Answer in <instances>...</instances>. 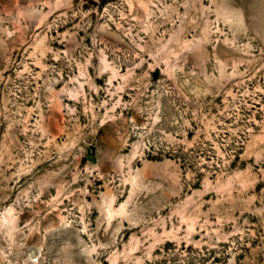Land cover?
<instances>
[{
	"label": "rangeland",
	"instance_id": "374dc122",
	"mask_svg": "<svg viewBox=\"0 0 264 264\" xmlns=\"http://www.w3.org/2000/svg\"><path fill=\"white\" fill-rule=\"evenodd\" d=\"M0 264H264V0H0Z\"/></svg>",
	"mask_w": 264,
	"mask_h": 264
}]
</instances>
